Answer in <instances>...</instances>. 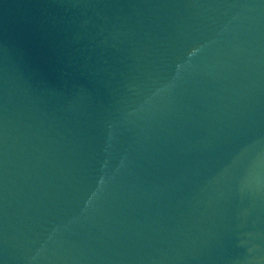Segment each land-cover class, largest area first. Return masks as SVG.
<instances>
[{"label": "water", "instance_id": "1", "mask_svg": "<svg viewBox=\"0 0 264 264\" xmlns=\"http://www.w3.org/2000/svg\"><path fill=\"white\" fill-rule=\"evenodd\" d=\"M0 264H264V0H0Z\"/></svg>", "mask_w": 264, "mask_h": 264}]
</instances>
